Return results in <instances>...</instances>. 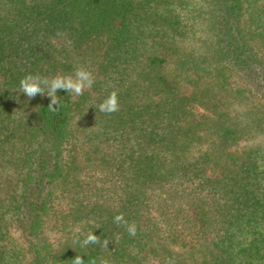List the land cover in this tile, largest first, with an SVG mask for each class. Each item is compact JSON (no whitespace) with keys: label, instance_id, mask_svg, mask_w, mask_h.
<instances>
[{"label":"trees","instance_id":"trees-1","mask_svg":"<svg viewBox=\"0 0 264 264\" xmlns=\"http://www.w3.org/2000/svg\"><path fill=\"white\" fill-rule=\"evenodd\" d=\"M77 255L264 264V0H0V264Z\"/></svg>","mask_w":264,"mask_h":264},{"label":"clouds","instance_id":"clouds-1","mask_svg":"<svg viewBox=\"0 0 264 264\" xmlns=\"http://www.w3.org/2000/svg\"><path fill=\"white\" fill-rule=\"evenodd\" d=\"M94 77L92 73L85 70L84 68H77L73 76H56L51 79L42 78L38 75H26L21 78L19 82V89L26 97L31 100L35 98L37 94L41 96L47 95L50 98L48 110L55 112L61 105V97L57 95L58 90L66 91L69 96H80L83 95L85 89L92 87L94 83ZM98 109L101 113L111 114L119 110L118 95L116 91H112L99 105ZM124 222L126 225V231L130 236L136 235V226L134 223L128 224L124 221L123 214H119L114 217V223L120 224ZM79 231V229H77ZM100 239L94 233H88L83 241L76 239L73 243H80L81 247H86L89 244H98ZM108 241L105 240L103 243L104 247H107ZM73 264H85L83 257L77 255L73 259Z\"/></svg>","mask_w":264,"mask_h":264}]
</instances>
